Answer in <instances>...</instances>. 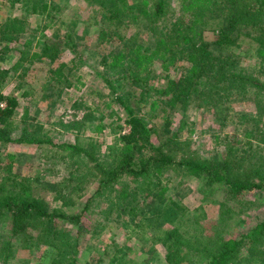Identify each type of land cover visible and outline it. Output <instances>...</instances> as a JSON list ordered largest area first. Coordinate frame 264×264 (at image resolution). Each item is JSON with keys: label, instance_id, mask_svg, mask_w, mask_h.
Masks as SVG:
<instances>
[{"label": "trees", "instance_id": "1", "mask_svg": "<svg viewBox=\"0 0 264 264\" xmlns=\"http://www.w3.org/2000/svg\"><path fill=\"white\" fill-rule=\"evenodd\" d=\"M84 1L91 7L87 18H84L76 7L66 20L58 19L57 28L50 34L43 31L41 36L37 37V30L46 24H37L35 29L30 28L27 15L37 14L47 19L50 15V18L55 19L60 14L61 5L52 0H8L11 8L18 2L17 7H20L22 12L11 13L5 20H0V54L11 51L15 54L8 68L0 66V77L2 80L8 73L19 68L22 69L19 75L21 77L36 60H57V56L50 55L66 48L72 49L80 34L87 30L93 20L108 23V28L99 26V36L103 32L110 37L116 35L121 47L124 45L125 52L116 59V71L128 78V88L117 90L123 86L121 82L115 83L106 76L105 71L97 73L103 77L114 94L116 109L119 106L123 108L126 114L124 120L130 129L119 136L117 140L120 144H117V140L114 142L110 150L111 157L107 161L96 163L104 175L96 192H101L99 188L114 184L115 180L127 173L132 174L136 180L138 177L142 188H147V191L155 189L157 194L162 193V177L168 168L183 176L197 178L202 182L203 193L212 189L221 191L225 198L220 201V214L232 206L230 201L237 204L242 202L240 196L244 190L259 188L264 192V154L258 147H252L253 138L264 145V117L263 113L259 112L260 105H264V0H179L177 10L171 6L170 0ZM214 19L218 20L215 24ZM80 23L83 24L79 25ZM211 24L215 25L216 30L213 38L209 39L204 35V30ZM22 36L24 39L21 41ZM242 38H248L254 43L253 50L248 45L240 52L234 49L235 46L246 43ZM152 46L158 51L172 50L187 64H180L183 71L179 77H166L165 83L167 82L168 86L164 88L148 85L145 75L134 76L137 69L131 72L132 66L137 65L136 50L141 48L146 51L153 49ZM250 50L255 54L250 55ZM116 51L109 49L103 53L100 62L107 66L108 56L113 57ZM118 54L119 52L115 55ZM250 59H254L253 63ZM70 63V67L79 64L75 57L70 58ZM67 65L68 62H59L54 66L53 74L58 79H64L60 68L65 69ZM152 88L154 97L151 102L158 98V102L170 105L173 109H179L181 106L182 111L187 110L189 103H193L200 109L213 112L216 122L222 124H227L233 117L230 94L241 93L245 98L253 100L254 108L240 111L237 128H242L243 133L253 138L247 136L248 138L242 141L243 144L234 147L230 153L224 151L204 156L196 147H192L190 138L179 134L182 129L180 126L168 136L157 135L155 128L147 127L145 117L131 106L132 97H137L139 93H148ZM164 92H169L171 97H165ZM17 103L14 93H5L0 87V139L53 145L54 141L49 138L41 124L28 123L25 114L17 124L18 135L10 136ZM115 113L117 112L113 108L110 114ZM80 123L79 120H72L67 125L68 128L79 129ZM153 137H156L155 141ZM246 143L251 145L249 149L244 150ZM59 145L76 151L81 157L92 158L88 149L80 145L77 136L72 143L62 142ZM261 147L264 150V146ZM250 149L255 163L241 168L245 163L239 162L237 157L239 155L248 159ZM7 172L8 176L0 175V211L11 213L12 229L10 237L0 234V239L4 240L0 248L3 264H6L17 250V246H14L16 240L50 247L51 250L47 254L50 256L53 252L54 256L48 264H61L62 260L76 264L79 241L74 240V243H71L69 231L64 224H58L55 220L60 218V221L64 222L69 219L72 223H77L74 221L76 216L64 214L60 208L50 207L42 197L33 192H26L27 187L23 182L28 181V178L21 176L19 172L8 169ZM14 179L21 189L19 192H10L8 187L14 183ZM134 186L137 188V182ZM64 193L69 192L58 190V199L64 198ZM136 193L137 191L133 192L132 197L135 204L127 210L133 218L137 215V204L144 203L143 198L147 195L137 197ZM92 198V195L85 198L83 208L88 207ZM164 205L166 204H161V212L166 211ZM234 209L238 215L237 208ZM177 210H171L169 217L177 216ZM27 225L38 228L36 235L24 231ZM77 228L79 231L80 225ZM220 233L218 228L208 233L196 230L192 234H180L176 227L167 230L164 241L169 242L170 246H175L172 251L167 252L166 257L171 262L179 263L183 259H189L191 253H200L206 259L203 264L264 263V248L261 247L264 243V219L239 237H226ZM247 244H250L248 250L241 255V247Z\"/></svg>", "mask_w": 264, "mask_h": 264}, {"label": "rangeland", "instance_id": "2", "mask_svg": "<svg viewBox=\"0 0 264 264\" xmlns=\"http://www.w3.org/2000/svg\"><path fill=\"white\" fill-rule=\"evenodd\" d=\"M52 1L61 5L60 14L55 19L50 18V15L48 19L37 14L27 15L30 28L35 29L37 24H46L44 29L40 27L37 30V37H40L43 31L50 34L57 28L58 19L66 20L76 7L84 18L88 17L91 8L84 0ZM178 1L170 0L175 10L179 8ZM18 5L17 2L11 8L8 0H0V20H5L11 13L22 12ZM214 20L213 24L218 22L217 19ZM213 24L204 30V35L209 39L215 35L216 27L214 28ZM59 25L62 29V25ZM99 26L110 27L107 22L93 20L87 30L80 34L72 49L66 48L50 55L57 56V60L50 62L48 57L36 60L21 77L19 76L21 68L11 71L2 80L0 77L2 91L14 93L18 101L10 136L18 135L17 124L21 121L20 117L25 114L28 123L41 124L49 138L54 141L53 145H47L43 142H14L0 139V175L8 176L7 169L19 172L21 176L28 178V181L23 182L27 187L26 192H33L42 197L50 207H58L64 214L76 216L74 221L77 223H72L69 219L64 222L60 221V218L55 219L58 224H64L69 231L71 243H74V240L79 241L76 264H203L206 259L200 253H191L189 259H183L179 263L168 260L166 254L172 251L175 245L165 243V232L174 227L180 234L185 232L192 234L196 230L208 233L218 228L223 236L239 237L264 219V192L259 188L244 190L240 196L242 202L239 201L237 204L230 201L232 206L220 214V201L225 198L221 191L212 189L203 193L202 182L197 178L183 176L171 168L166 169L167 172L162 177L164 185L162 193L157 194L155 189L147 191V188H142L138 177L136 180L132 174L127 173L115 180L114 184L99 188L101 192H96L100 180L104 177L96 163L107 161L111 157L110 150L114 142L130 129L124 120L126 114L123 108L119 106L116 109L114 94L103 77L97 73L105 71L106 76L115 83L121 82L123 86L117 90L128 88V78L116 71L118 69L116 59L125 52V47L124 45L121 47L116 35L110 37L103 32L99 36ZM23 39L24 36L20 38L21 41ZM242 39L246 43L233 46L234 49L240 52L248 45L253 50L254 43L248 38ZM152 48L146 51L141 48L136 50L137 65L132 66L131 72L137 69L134 76L145 75L148 85L164 88L168 86V83H165L166 77H179L183 71L181 66L187 64L172 50L158 51L156 47ZM109 49L117 50L116 53L119 54L113 55L115 59L108 56L106 66L100 62V58ZM252 50L248 51L250 55L255 54ZM14 55L13 51L1 53L0 66L8 68L14 60ZM71 57H75L79 63L76 67H70ZM257 58L260 59L259 56ZM250 60L253 63L254 59ZM59 62L69 63L65 69L60 68L62 74L64 73L62 75L64 79H58L53 74V68ZM24 91L26 93H23ZM153 91L154 88L146 92L147 94L139 93L137 97H132L131 106L145 117L147 127L155 128L157 135L168 136L180 126L182 129L179 134L190 138L192 147H196L204 156L224 151L230 153L234 147L243 144L242 141L248 138L247 136L251 137L243 133L242 128L238 129L236 124L241 110L254 108L253 100L245 98L241 93L230 94L233 117L227 124H222L216 122L213 112L200 109L193 103H189L187 110L182 111L181 106L179 109H173L170 105L158 102V98L151 102V98L154 97ZM163 95L171 97L169 92H164ZM155 96L158 97V94ZM113 108L117 113L111 115ZM259 112L263 113L264 117V105H260ZM72 120L81 121L79 129L68 128L67 124ZM75 136L80 145L88 149L92 158L81 157L76 151L59 145L62 142L72 143ZM153 138L155 141L156 137ZM252 140L254 144L252 147H258L264 154L261 147L264 145L255 138ZM117 144H120L119 140ZM250 145L246 143L244 150L249 149ZM253 158L250 149L248 159L238 155L237 160L245 163L241 168H246L249 163H255ZM136 182L137 188L134 186ZM8 187L11 189L10 192L21 190L15 179ZM58 190L69 193H64L65 197L58 199ZM136 191L137 197L147 195L143 198L144 203L137 204L135 208L137 215L133 218L127 210L135 204L132 197ZM91 195L93 198L90 204L83 208L85 198ZM161 204H166L164 205L166 211L161 212ZM233 206L237 208L238 215ZM173 209H178L177 216L169 217ZM11 229V213L0 211V234L3 237H10ZM24 231L36 235L38 228L27 225ZM3 243L4 240L0 239V248ZM249 245L241 247V255L246 253ZM14 246H17V250L6 264H48L54 256L53 252L50 256L47 254L51 248L46 245L16 240ZM261 247L264 248V243ZM0 264H3L1 259ZM61 264L69 263L62 260Z\"/></svg>", "mask_w": 264, "mask_h": 264}]
</instances>
